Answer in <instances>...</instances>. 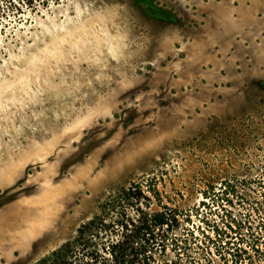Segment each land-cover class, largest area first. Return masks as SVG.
<instances>
[{
	"label": "rangeland",
	"instance_id": "obj_1",
	"mask_svg": "<svg viewBox=\"0 0 264 264\" xmlns=\"http://www.w3.org/2000/svg\"><path fill=\"white\" fill-rule=\"evenodd\" d=\"M230 1L0 0V264L136 181L191 215L155 264L228 263L247 208L217 185L264 190V0Z\"/></svg>",
	"mask_w": 264,
	"mask_h": 264
},
{
	"label": "trees",
	"instance_id": "obj_2",
	"mask_svg": "<svg viewBox=\"0 0 264 264\" xmlns=\"http://www.w3.org/2000/svg\"><path fill=\"white\" fill-rule=\"evenodd\" d=\"M252 182L236 176L217 185L218 193L229 202L233 195L247 208L245 218L238 222L244 233L232 235L224 244L222 256L227 264H264V190L252 187ZM239 186L249 190L248 195ZM161 198L157 187L147 191L144 183L131 182L108 196L74 238L38 264H155L153 248L171 237L177 241L174 231L191 219L187 210L162 204ZM156 200L158 209L153 208Z\"/></svg>",
	"mask_w": 264,
	"mask_h": 264
},
{
	"label": "crops",
	"instance_id": "obj_3",
	"mask_svg": "<svg viewBox=\"0 0 264 264\" xmlns=\"http://www.w3.org/2000/svg\"><path fill=\"white\" fill-rule=\"evenodd\" d=\"M227 5H228L229 8H231L233 4H231L230 0H228V1L227 0H223V2H220L218 6L220 8H224L225 6L227 7Z\"/></svg>",
	"mask_w": 264,
	"mask_h": 264
}]
</instances>
